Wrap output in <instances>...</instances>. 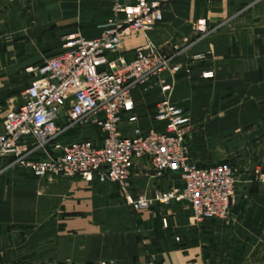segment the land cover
<instances>
[{
	"label": "crops",
	"instance_id": "1",
	"mask_svg": "<svg viewBox=\"0 0 264 264\" xmlns=\"http://www.w3.org/2000/svg\"><path fill=\"white\" fill-rule=\"evenodd\" d=\"M110 7L111 0H0V92H10L15 69L36 74L60 53L66 34L98 37ZM159 8L161 20L125 36L111 57L128 60L150 39L164 53L181 49L178 69L132 87L117 127L125 137L152 127L161 99L180 107L188 161L237 170L228 217L196 222L187 205L157 201V193L180 186L179 175H156L143 162L131 170L128 199L112 183L35 178L8 167L0 173V264H256L264 250V182L254 174H264V0H169ZM19 103L20 94L9 98L6 111ZM68 134L96 131L83 125ZM141 194L152 201L134 209L130 201Z\"/></svg>",
	"mask_w": 264,
	"mask_h": 264
},
{
	"label": "built area",
	"instance_id": "2",
	"mask_svg": "<svg viewBox=\"0 0 264 264\" xmlns=\"http://www.w3.org/2000/svg\"><path fill=\"white\" fill-rule=\"evenodd\" d=\"M166 1L111 0V16L98 37L85 39L77 31L63 37L61 52L36 67L35 77L20 91V103L0 122V173L10 167L35 178L112 183L128 199L131 170L143 162L156 175L166 171L179 175L180 186L157 193V201L187 205L196 222L228 217L235 201L236 169L227 163L198 167L188 161L180 107L161 99L152 113V127L135 128L127 137L117 127L132 87L178 69L175 60L181 49L174 46L171 53H164L150 39L128 60L111 57L125 36L145 33L161 20L159 4ZM195 29L205 31L204 23L197 21ZM208 52L194 53L190 59L200 61ZM210 76L211 72L202 74ZM170 82L161 89L169 91ZM83 125L94 128L95 136H69ZM254 174L264 182L263 173L255 169ZM151 201L141 194L130 202L140 210Z\"/></svg>",
	"mask_w": 264,
	"mask_h": 264
},
{
	"label": "rangeland",
	"instance_id": "3",
	"mask_svg": "<svg viewBox=\"0 0 264 264\" xmlns=\"http://www.w3.org/2000/svg\"><path fill=\"white\" fill-rule=\"evenodd\" d=\"M34 68L29 71H25L26 69L17 68L15 69V76L8 81V84L12 85L10 88V92L1 93L0 92V122L2 121L4 114L6 113V108L8 107L9 98L15 97L18 99L20 90L22 89V84L28 79L34 77L35 72ZM234 167V166H233ZM236 169V168H235ZM237 171V170H236ZM256 264H264V250L258 252Z\"/></svg>",
	"mask_w": 264,
	"mask_h": 264
}]
</instances>
